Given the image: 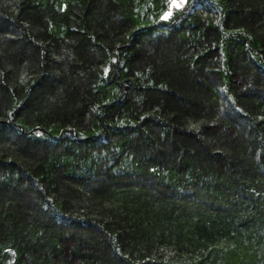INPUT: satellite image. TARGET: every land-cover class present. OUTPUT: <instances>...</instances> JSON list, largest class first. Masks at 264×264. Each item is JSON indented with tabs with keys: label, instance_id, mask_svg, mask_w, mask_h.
<instances>
[{
	"label": "trees",
	"instance_id": "16d2710c",
	"mask_svg": "<svg viewBox=\"0 0 264 264\" xmlns=\"http://www.w3.org/2000/svg\"><path fill=\"white\" fill-rule=\"evenodd\" d=\"M0 0V264H264V0Z\"/></svg>",
	"mask_w": 264,
	"mask_h": 264
},
{
	"label": "snow or ice",
	"instance_id": "6c2138e0",
	"mask_svg": "<svg viewBox=\"0 0 264 264\" xmlns=\"http://www.w3.org/2000/svg\"><path fill=\"white\" fill-rule=\"evenodd\" d=\"M183 6L184 0H166V7L161 14V19H168L173 14V10L182 8Z\"/></svg>",
	"mask_w": 264,
	"mask_h": 264
},
{
	"label": "rangeland",
	"instance_id": "374dc122",
	"mask_svg": "<svg viewBox=\"0 0 264 264\" xmlns=\"http://www.w3.org/2000/svg\"><path fill=\"white\" fill-rule=\"evenodd\" d=\"M65 3H66V0H59V5L61 7H64L65 6Z\"/></svg>",
	"mask_w": 264,
	"mask_h": 264
}]
</instances>
